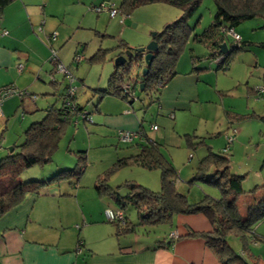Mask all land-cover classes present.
Masks as SVG:
<instances>
[{
    "label": "crops",
    "instance_id": "crops-1",
    "mask_svg": "<svg viewBox=\"0 0 264 264\" xmlns=\"http://www.w3.org/2000/svg\"><path fill=\"white\" fill-rule=\"evenodd\" d=\"M85 3V0H12L0 11V89L12 86L26 92V95L22 97H10L0 105V155L2 146L6 147L9 144L12 148L16 142L24 138L26 129L40 120L37 119L42 114L36 113L41 111L38 104L40 99L36 96H47L46 103L49 100L48 97L60 96L62 101L58 108L62 107L63 94L70 87V81L66 75H64L66 79L61 80L62 76L51 68V65L55 68L56 66L51 61L50 46L57 52L58 61L65 66L67 61L63 56L62 48L72 42L78 30L86 28L83 20L77 22L81 13L85 12L84 8L80 10L79 15L72 13L69 8L70 6L76 8L78 5L83 7ZM86 15L88 14H84L83 17ZM171 17L164 22V25L179 19L181 12L174 13ZM123 23L125 24V21ZM202 23L200 19L195 29L196 33L202 31ZM153 29L157 32L161 31L158 28ZM54 32L57 38L51 43L48 37ZM242 39L244 40L243 37ZM150 40L151 38L146 43ZM120 41L117 42V46L111 47L113 56L120 52L118 48ZM146 43L142 42L137 47H143ZM195 44L197 43L193 42L191 45L188 41L176 64V76L163 88L159 102L147 103L138 99L137 102L140 101V105L136 109L135 104H130L117 96L105 95L102 97L98 112L94 113L97 115L94 118L97 122L96 126L102 127L108 134L116 137L121 131L140 133L144 128L145 115L152 110L150 114L154 119L148 134L152 135L156 132L158 135L153 139L148 134H142L136 142H144V135L160 144L161 149L171 141L174 142L176 122L181 121V126L185 127L187 125L184 123L185 119L193 114L194 107L202 104L205 98V90L201 84H205L203 74L206 71H194L198 65H195L192 60L193 56H202L205 53H198L201 50L196 49ZM111 49H105V52H111ZM59 50L62 53H58ZM78 54L80 53L76 51L75 56ZM80 57L93 66L89 62L91 57L87 59L84 55ZM20 66H22L21 70ZM66 68L71 70L70 66ZM113 72L114 70L111 71L110 76ZM110 76L107 87L106 82L101 83V79L98 85H92L93 87L85 79L79 80L86 86V91L93 90V93L98 94V90L109 88ZM65 83L66 85L63 86ZM76 85L77 79L73 86ZM63 87L64 91H62ZM25 96H33L34 99L30 101ZM75 96H77L76 93ZM226 112L227 110L224 111L226 121L229 128H232L233 124L228 120ZM18 114L21 118H18ZM154 125L158 126V130H152ZM162 127L165 128L164 132H161ZM232 130L226 134V139L236 135V129ZM203 132L201 134L199 130H196V133L186 135L196 137L194 142H204L202 146L205 148L209 146L213 150L210 145H207L204 137L214 132L208 130ZM184 179L180 178L177 187L185 194L192 189H187L188 181ZM62 197H67L69 202L63 204ZM189 197L191 198L190 194ZM201 197L190 199V202L196 203L202 200ZM74 199L72 194L42 192L38 196H29L23 204L4 216L0 220V264H220L202 239L189 237L190 231L209 232L211 230L209 220L202 214L175 216L173 222L165 227L162 239L156 240L165 241L166 247L156 248V241L151 243L147 239L138 240L137 243L134 239L131 244H128L125 239L124 247L120 249L118 244H111L112 240H109V237H114L117 242L112 228H107L106 235L99 241L89 236L79 235L76 226L80 222H83V228L87 227L85 231L88 233L93 224H104V222L101 217L100 220L94 221L93 215L85 213L79 202ZM80 239L84 244L81 248L79 247ZM100 241H110V243L101 245V249H97ZM258 257L259 261L264 263L260 256Z\"/></svg>",
    "mask_w": 264,
    "mask_h": 264
},
{
    "label": "rangeland",
    "instance_id": "rangeland-1",
    "mask_svg": "<svg viewBox=\"0 0 264 264\" xmlns=\"http://www.w3.org/2000/svg\"><path fill=\"white\" fill-rule=\"evenodd\" d=\"M85 1V6L78 5L76 8L70 6L69 9L72 13L79 15L80 10L84 8L85 12L81 13L77 22L83 20V25L86 28L78 30L72 42L62 48V50L63 56L67 61L65 67L70 66L71 70L69 71L77 79V85L75 86L77 88L76 101L85 107L86 111L93 112L95 106L99 104V94L93 93V90L86 91V86L80 80L85 79L92 86L98 85L101 79V83L102 81L106 82L105 86L107 87L108 77L111 71L114 70L115 58L112 54L113 48L111 49V47L117 46L119 40L128 43L132 49L142 47H137V45L142 42L146 43L150 38L151 42L153 34L158 33L153 28H158L159 31L160 29L162 30L166 27L164 22L170 20L171 16L179 12V10L164 4H153L136 9L131 16L125 19L122 15L112 18L109 11L104 10L101 13H97L93 8L99 6L109 8L114 6V8L118 9L122 0ZM215 12L213 0H202L195 17L190 19L191 27H194L200 19L203 22L202 27H208ZM84 14L88 15L83 17ZM122 19H124L125 24L121 23ZM262 25L261 19H254L244 22L236 28V32L244 38V41L255 44L250 45L246 50L233 53L228 59V70H217V65L211 64L210 59L207 60L208 62L204 61L203 64L211 65V68L207 69L203 74L205 76V84H201L205 90L203 103L198 107H194L193 114L188 115L184 121L187 124L185 127L181 126V121L176 122L174 142L171 141L162 148L164 156L179 171L180 178L182 179L183 177L185 181H188L186 183L187 189H192V191L185 192V194L189 201L201 196L202 199L206 196L216 199L222 197V192L214 185L201 181L194 182L193 184L190 182L195 177L199 162L207 154L206 148L202 145L191 152L189 141L195 140V137L190 138L186 134L196 133V130H199L201 134L204 133L203 130L214 132L204 138H206L205 142L207 145H210L216 153L223 155L225 153L223 149H228L227 152L231 155V173L245 176L243 182L245 193L250 192L256 186L264 185V97H261L256 92V89L264 86V49L257 46V43H264ZM150 42H147L145 46H148ZM193 42L191 38L189 43L192 45ZM230 42H233L232 38H230ZM195 45L196 49L201 50L198 53H205L204 46L198 43ZM189 47L188 50L190 49ZM100 48L104 50L111 49V52L107 51V60L103 64H93L91 66L85 60L80 62L75 60L76 51L80 53L78 55H84L87 59ZM58 53H62L61 50ZM51 68H54L59 76H62L61 80L66 79L64 74L59 73L54 66L51 65ZM65 85L66 83L63 84V86ZM62 91H64V87ZM135 93L140 101L150 102V98L141 92L139 88H137ZM36 97L40 99L38 104L41 110L36 113L42 114L37 119H40L39 121L43 119L44 111L54 105L59 107L62 101L60 96L48 97L47 103L45 100L47 96L41 97L39 95ZM25 98L30 101L34 99L33 96H25ZM43 101L45 103L44 107ZM140 101H135L136 109L140 105ZM225 110L239 115L249 114L253 117L246 121H235L232 128H229L224 115ZM151 111H148L145 115L144 128L141 130L143 134L149 133L150 125L153 122L154 118L151 117ZM95 116L97 115L93 113L90 116L93 123L84 122L81 116L75 117L73 123L65 129V134L59 143V149L55 152L52 161L43 167L35 166L31 168L24 173L22 180L30 182L34 181V179H47V177L55 175V172L54 174L52 173L53 171H57L56 169L59 167H63L66 170L72 169L78 164L80 156H86V164L83 167L84 172L79 179L71 178L70 180L50 185L43 192H60L62 195L72 194L74 195V200L79 202L80 207L84 209L85 213L93 215L94 221L102 218L104 224H93L89 233L85 231L87 227H82L83 222H80L76 226L81 237L89 236L91 239L99 241L100 238L106 235L105 230L107 228H112L115 234V225L108 222L105 212L108 209L116 208V203L107 194L98 191L96 188L98 178H105L113 189L118 190L120 195L125 197L129 191V186L132 187L133 185H140L155 192L159 191L161 187V173L159 170H147L136 165L117 167L116 163L119 157L124 156L122 148H125V145L120 144L119 139L113 134H108L105 129L96 126ZM18 118H21L20 114H18ZM232 129H236L237 133L234 136V141L229 144L226 134L233 131ZM164 131L165 128L162 127L161 132ZM148 135L155 139L158 134L153 132L152 135L151 133ZM2 147L0 159L6 155L11 146L8 144L6 147ZM125 184L128 185L125 187ZM246 196V194L240 196V204H243ZM62 199L63 204L69 202L67 201V197H62ZM126 213L131 222L137 225V233L125 238L128 244H131V241L134 239H136V243L138 240L145 241L147 239L153 243L156 240L162 239L167 225L155 227L139 226L136 212L131 206H127ZM255 232L257 235L264 237V221L255 227ZM125 239L124 241L126 242ZM109 240H112L111 244H118L114 237H109ZM227 241L236 253H241L242 245L240 239L230 236ZM108 242L110 243V241H100L97 249H101V245L109 244ZM255 245H251L252 253L257 257L260 256V259L264 262V242H259Z\"/></svg>",
    "mask_w": 264,
    "mask_h": 264
},
{
    "label": "trees",
    "instance_id": "trees-1",
    "mask_svg": "<svg viewBox=\"0 0 264 264\" xmlns=\"http://www.w3.org/2000/svg\"><path fill=\"white\" fill-rule=\"evenodd\" d=\"M12 0H0V11ZM202 0H122L119 10L122 15L130 16L136 9L153 4H164L178 9L181 17L176 21L166 24L152 40L158 43V50L149 72L142 80L141 70L145 67L143 54H135L127 59V63L115 67L109 79V88L98 90L99 104L93 112L85 110L76 101V96H69L67 90L63 94L62 107H50L45 112L41 121L32 123L25 131L24 138L16 142L10 151L0 159V220L8 213L24 203L29 196L41 195L46 187L70 180L79 179L84 172L87 157L80 156L78 164L72 169L59 167L53 171L47 179H34L24 182L22 176L35 166L43 167L49 164L55 152L59 149L65 129L73 123L75 117L81 116L84 122L93 123L90 116L98 112L102 97L105 95L117 96L130 104H134L137 88L144 83V91L152 102L160 101V93L163 88L176 76V64L181 57L188 41L204 46L205 54L193 56L194 71H207L211 65L203 64L210 59L211 64L217 65V70L229 68V57L237 51L246 50L255 44L244 41L236 32V28L242 23L254 19H261L264 30V0H213L215 15L208 27L200 32H195L200 21L194 27L190 25L198 12ZM233 30L241 40L235 41L229 32ZM232 38L233 42H230ZM227 43V54H219L220 47ZM264 49V43H257ZM119 54H124L131 49L124 41H120ZM105 50H99L89 62L91 64H103L107 60ZM78 56V55H76ZM75 56V58H76ZM53 64L56 63L52 62ZM124 87H128L124 92ZM260 95V94H259ZM264 97V95H260ZM137 98V97H136ZM226 116L230 123L249 120L252 115H239L228 111ZM236 119V120H234ZM234 120V121H233ZM141 133V132H140ZM143 133H141L142 135ZM124 156L119 157L117 167L136 165L147 170H159L161 173V187L159 191H152L140 185L129 186V191L122 197L118 190L113 189L104 178H98L96 188L100 193L107 194L116 203V208L111 210L121 211L123 221H109L115 225V237L120 249L124 246V239L137 233V225L131 222L126 213L127 206H131L136 212L139 226L155 227L171 224L178 215H204L211 224L209 232H189V237L202 239L205 245L214 254L220 264H264L259 257L252 253L251 245L264 242V237L257 235L255 227L264 221V185L256 186L245 193L243 182L245 176L232 174L230 171V157L228 152L223 155L215 153L209 146L207 154L199 162L195 177L190 181L205 182L214 185L222 192L219 199L206 196L202 200L192 203L186 194L178 190L177 184L180 173L174 165L162 153L161 145L144 135V142H121ZM190 138L194 136H188ZM196 138V137H195ZM197 139V138H196ZM204 142L189 141L190 149L196 150ZM57 172V173H56ZM46 176V175H45ZM44 176V177H45ZM43 177V178H44ZM128 184H125V187ZM120 188V187H119ZM247 195L243 204L239 203L242 195ZM235 236L240 239L241 253H236L229 245L227 239ZM83 240H79V247L83 246ZM156 248L166 247L165 241H156Z\"/></svg>",
    "mask_w": 264,
    "mask_h": 264
},
{
    "label": "built area",
    "instance_id": "built-area-1",
    "mask_svg": "<svg viewBox=\"0 0 264 264\" xmlns=\"http://www.w3.org/2000/svg\"><path fill=\"white\" fill-rule=\"evenodd\" d=\"M93 10L97 13H101L104 10L109 11L110 15L112 18L117 17L118 15H122L119 8L116 9L114 8V6L112 7H105V6H99V7H94ZM123 18H125L126 16L122 15ZM124 19H122L121 23H123ZM5 34H7V32H5ZM229 34L233 37V39L235 41H240L241 38L240 36L235 33L233 30H231L229 32ZM57 38V34L54 32L52 34L49 35L48 40L52 43L56 40ZM51 49V61L56 63V69L57 71L61 72L62 74L66 75L67 78L70 81V87H68L67 89V93L69 96H75L76 93V88L73 86L74 85V81L75 78H73V76L70 74L69 70L58 61V57H57V52L52 49V47L50 46ZM75 60L77 62H80L82 60V58L78 55L76 56ZM22 69V66H20V70ZM128 87H124V92H127ZM256 92L258 93V95H264V86L259 87L258 89H256ZM26 95V92L21 91L15 87L12 86H8L6 88H2L0 89V105H2L4 103V101L12 96H24ZM133 100H136V97L133 98ZM152 130L156 131L158 130V126L154 125L152 126ZM234 133H236V131H234ZM139 136H141V133L139 132H131V131H121L119 132V138L121 142H131L134 141L135 139L139 138ZM234 141V136H231L228 138V143L231 144ZM228 151V149L225 150V153ZM107 220L109 221H123L124 215L121 211H113L111 209L106 210L105 212Z\"/></svg>",
    "mask_w": 264,
    "mask_h": 264
},
{
    "label": "water",
    "instance_id": "water-1",
    "mask_svg": "<svg viewBox=\"0 0 264 264\" xmlns=\"http://www.w3.org/2000/svg\"><path fill=\"white\" fill-rule=\"evenodd\" d=\"M157 33L153 34V37L154 38L156 36ZM158 50V43L154 40H152L148 46H143V47H140V48H135V49H129V50H126L124 52V54H115L114 55V68L116 67H120V66H123L127 63V59L128 58H132L134 53L135 54H139V53H142L143 54V61L145 63V67L141 70V74H142V80L144 79V77L146 76V74L149 72V68L151 67L152 65V62L155 58V52ZM229 50V47L227 45V43H224L223 45H221L220 47V51H219V54H227ZM144 83L140 84V91L143 92L144 91ZM136 100H138V98H136ZM10 151H13L12 148H10Z\"/></svg>",
    "mask_w": 264,
    "mask_h": 264
}]
</instances>
